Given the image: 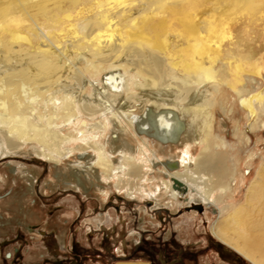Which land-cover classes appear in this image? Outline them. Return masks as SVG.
I'll return each instance as SVG.
<instances>
[{
  "label": "bare ground",
  "instance_id": "bare-ground-1",
  "mask_svg": "<svg viewBox=\"0 0 264 264\" xmlns=\"http://www.w3.org/2000/svg\"><path fill=\"white\" fill-rule=\"evenodd\" d=\"M185 1L0 2V160L30 153L56 167L50 188L115 185L154 211L230 209L214 235L264 264L263 69L227 56L237 17Z\"/></svg>",
  "mask_w": 264,
  "mask_h": 264
},
{
  "label": "rangeland",
  "instance_id": "rangeland-1",
  "mask_svg": "<svg viewBox=\"0 0 264 264\" xmlns=\"http://www.w3.org/2000/svg\"><path fill=\"white\" fill-rule=\"evenodd\" d=\"M166 1L159 0L155 6L179 4L183 0ZM0 2L9 6L11 0ZM253 2L196 1L197 6L206 11L217 9L218 20L230 21L237 17L235 23L228 22L235 35L225 39L224 50H229L227 56L231 53L242 56L240 60L243 59L247 70L252 63H257L264 73V21L260 20L264 15V0H255L254 5ZM10 14L11 9L8 10ZM147 31L153 36L151 29ZM136 110L135 114H142L141 110ZM255 141L253 137L252 146ZM239 156V170L243 172L246 153L242 151ZM263 160L261 157L260 165ZM55 168L45 158L30 153L0 160V264H46L43 259H48V264L54 261L68 264L72 262L70 258L75 259L76 264H146L137 261L143 255L137 253L138 242L142 243V249L153 252L162 261L170 250L179 259L185 258L188 251L192 252L198 257V264H252L213 233V226L226 220L230 209L219 215L216 206L208 209L202 206L201 210L189 208V198L184 196L172 207L154 211L152 202L135 197L128 190L121 193L115 185L108 188L107 195L94 188L88 195L71 187L53 189L50 180ZM24 169L38 175L36 195L28 194ZM256 172L257 169L255 175ZM243 194L248 196L240 192L235 199L242 200ZM21 205L26 208L22 210ZM31 227H34L32 231ZM230 234L235 232L230 231ZM16 249H19L18 254H15ZM9 255L12 258L6 257Z\"/></svg>",
  "mask_w": 264,
  "mask_h": 264
},
{
  "label": "flooded vegetation",
  "instance_id": "flooded-vegetation-1",
  "mask_svg": "<svg viewBox=\"0 0 264 264\" xmlns=\"http://www.w3.org/2000/svg\"><path fill=\"white\" fill-rule=\"evenodd\" d=\"M199 208V207H198ZM197 208V209H198ZM34 227H31L30 230L32 231ZM41 235H45L44 232H41ZM165 242H168V241H165ZM142 243L141 242H138L137 245H136V249H137V253H142L143 255L142 256H139L137 258V261H145L146 264H198V257H195V255L191 252H187L186 254V257L185 258H175V254L173 253L174 251H170V250H167L166 252V256L164 257V260H160L158 257H156L154 255L153 252H148V250L146 249H142ZM2 245V244H1ZM19 252V249H16V252L15 254H18ZM7 258H12L11 255L9 256H6ZM43 257V255H42ZM124 258V257H122ZM70 260L73 262H69L68 264H76V260L75 259H71ZM44 262H46V264H48L49 260L48 259H43ZM53 264H60V262H56L54 261Z\"/></svg>",
  "mask_w": 264,
  "mask_h": 264
},
{
  "label": "water",
  "instance_id": "water-1",
  "mask_svg": "<svg viewBox=\"0 0 264 264\" xmlns=\"http://www.w3.org/2000/svg\"><path fill=\"white\" fill-rule=\"evenodd\" d=\"M198 209H199V210H201V209H202V207H200V206H199V208H198Z\"/></svg>",
  "mask_w": 264,
  "mask_h": 264
}]
</instances>
